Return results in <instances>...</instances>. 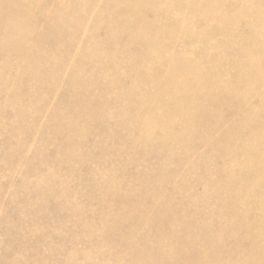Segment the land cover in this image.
<instances>
[{
  "label": "rangeland",
  "instance_id": "1",
  "mask_svg": "<svg viewBox=\"0 0 264 264\" xmlns=\"http://www.w3.org/2000/svg\"><path fill=\"white\" fill-rule=\"evenodd\" d=\"M196 12L0 0V264H264V28Z\"/></svg>",
  "mask_w": 264,
  "mask_h": 264
},
{
  "label": "bare ground",
  "instance_id": "2",
  "mask_svg": "<svg viewBox=\"0 0 264 264\" xmlns=\"http://www.w3.org/2000/svg\"><path fill=\"white\" fill-rule=\"evenodd\" d=\"M219 1L221 0H179L180 3H185L186 5H202L206 8L209 9V12L207 13H204V14H201V13H198L196 12L195 15L199 18V19H202V20H206L208 19V25H212V26H215L217 24H220V23H226V25L230 26L229 27V30H237V28L240 26V25H245L248 29L251 28V25H252V20L254 21V25L256 26V29L257 30H261L264 28V0H234V2L236 4H240L242 6H245V7H250V12L249 13V16H248V21H244V23H241L242 21L239 20L238 18L236 17H232V16H229V15H226L224 10H223V6L220 5V8L222 10V12L224 13V16L221 17V19L219 21H216V20H212V19H209V15H212L214 14V11H213V6L217 5L219 3ZM76 2V0H75ZM133 2V1H132ZM44 6V5H43ZM144 7H148V4H145ZM123 9V8H122ZM145 14V13H144ZM152 32H155V31H152ZM150 32V33H152ZM159 32V31H158ZM145 33V32H144ZM147 33V32H146ZM160 33V32H159ZM149 34V33H147ZM145 35V34H144ZM146 36V35H145ZM150 36V35H149ZM154 37V35H153ZM258 43V49L259 50H264V36L261 37V39L259 41H257ZM248 56L249 58H251L252 60L248 59L249 63H248V66H249V69L250 68H253V70H264V56L261 57V59H257L255 58L254 54H249V55H246ZM245 66V64H244ZM247 68V67H246ZM248 69V70H249ZM245 70V69H244ZM184 76V75H183ZM178 77V76H177ZM184 77H187V76H184ZM195 78V77H194ZM179 79V78H178ZM177 79V80H178ZM189 79V78H188ZM181 80V78H180ZM187 80V79H186ZM172 81V80H171ZM188 82V81H186ZM190 82V81H189ZM196 83V82H195ZM214 83V82H213ZM216 84V83H215ZM192 85V83H191ZM212 85V84H211ZM220 85V84H219ZM184 86H188L187 84H184ZM195 86V85H194ZM214 86V85H212ZM216 86V85H215ZM182 87V86H181ZM196 87V86H195ZM210 87V84L208 86V88ZM218 87V86H216ZM224 86H222L223 88ZM184 88V87H183ZM189 88V87H188ZM207 88V89H208ZM220 88V87H219ZM191 89V88H190ZM202 89V88H201ZM210 89V88H209ZM212 89V88H211ZM167 90V89H166ZM181 90V89H180ZM221 90V89H220ZM223 90H225L223 88ZM197 92L196 90L194 91V93ZM262 93H264V89H262L261 91ZM199 93V92H198ZM195 96V95H193ZM191 97V95H190ZM199 97V96H198ZM207 97V96H206ZM192 98V97H191ZM204 98V97H202ZM190 99V98H189ZM197 99V98H196ZM195 99V100H196ZM207 99V98H206ZM209 99V98H208ZM199 100V99H198ZM194 102V100H191V102ZM207 101V100H206ZM188 106V105H187ZM193 106V105H192ZM186 108V107H185ZM199 113V112H197ZM196 113V114H197ZM198 115V114H197ZM115 220V219H114ZM112 225V224H111ZM258 227V226H257ZM260 233V232H259ZM263 234V233H262ZM254 235V234H253ZM259 236V234H258ZM262 235H260L261 237ZM260 239V238H259Z\"/></svg>",
  "mask_w": 264,
  "mask_h": 264
}]
</instances>
